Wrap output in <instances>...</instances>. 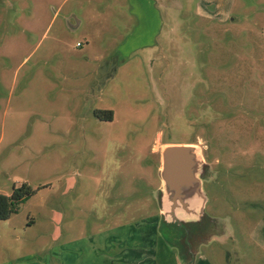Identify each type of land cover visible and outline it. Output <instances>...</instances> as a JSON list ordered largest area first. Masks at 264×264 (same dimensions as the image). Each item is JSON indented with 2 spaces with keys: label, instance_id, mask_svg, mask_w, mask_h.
<instances>
[{
  "label": "rangeland",
  "instance_id": "374dc122",
  "mask_svg": "<svg viewBox=\"0 0 264 264\" xmlns=\"http://www.w3.org/2000/svg\"><path fill=\"white\" fill-rule=\"evenodd\" d=\"M179 2L0 0V264H264V0ZM175 143L207 202L170 236Z\"/></svg>",
  "mask_w": 264,
  "mask_h": 264
},
{
  "label": "water",
  "instance_id": "95a60500",
  "mask_svg": "<svg viewBox=\"0 0 264 264\" xmlns=\"http://www.w3.org/2000/svg\"><path fill=\"white\" fill-rule=\"evenodd\" d=\"M203 160L192 144H168L161 151L159 166L160 215L166 223L199 222L207 196L201 179Z\"/></svg>",
  "mask_w": 264,
  "mask_h": 264
},
{
  "label": "trees",
  "instance_id": "16d2710c",
  "mask_svg": "<svg viewBox=\"0 0 264 264\" xmlns=\"http://www.w3.org/2000/svg\"><path fill=\"white\" fill-rule=\"evenodd\" d=\"M33 193V190L27 183H22L19 186H13L11 194L5 195L0 193V219H6L8 218L12 213L17 212L18 207L20 203H22L24 200H26L31 194ZM196 223H183L181 226H178L175 223H166L165 221H162V225L169 227V234L172 233V230L177 229L180 230L184 229L186 225L188 224H198ZM178 227V228H177ZM163 234V233H162ZM164 236V235H163ZM171 236V234H170ZM166 240L169 241V243L172 241L169 240V238L164 237Z\"/></svg>",
  "mask_w": 264,
  "mask_h": 264
},
{
  "label": "crops",
  "instance_id": "0c3cea01",
  "mask_svg": "<svg viewBox=\"0 0 264 264\" xmlns=\"http://www.w3.org/2000/svg\"><path fill=\"white\" fill-rule=\"evenodd\" d=\"M144 1V0H143ZM167 1H169V0H146V2L147 3H150L151 4V6L153 5V7L154 8H157V6H156V3L157 2H159V3H167ZM194 3H195V9H197V10H200L201 9V5L203 4V3H210V5L211 4H213V3H215L216 4V7L218 6L219 7V4H218V2H217V0H192ZM178 3H179V6L181 7V5H180V2H179V0H178ZM139 4L141 5V4H144L143 2H140L139 1ZM209 5V6H210ZM156 6V7H155ZM216 7H214V9L216 10ZM226 16H224V15H222V18L223 19H221V20H225L226 18H225ZM159 216L161 217V215L159 214ZM263 220L261 221V223L262 224H258L259 225V231H262V233H264V218H262ZM161 239H162V243H164L165 241H164V238L163 237H161ZM168 249H170V247H167ZM164 249V248H163ZM30 258L32 257V256H29ZM29 258V259H30ZM20 264H34V262H28V261H24V262H22V263H20Z\"/></svg>",
  "mask_w": 264,
  "mask_h": 264
},
{
  "label": "flooded vegetation",
  "instance_id": "af4514ba",
  "mask_svg": "<svg viewBox=\"0 0 264 264\" xmlns=\"http://www.w3.org/2000/svg\"><path fill=\"white\" fill-rule=\"evenodd\" d=\"M165 228L167 229V228H169V227H166V226H165ZM175 230H177V229H175ZM187 230H188L187 228H186V229L184 228V229H182V230H177V231H178V232H180V231H182V232H188Z\"/></svg>",
  "mask_w": 264,
  "mask_h": 264
}]
</instances>
